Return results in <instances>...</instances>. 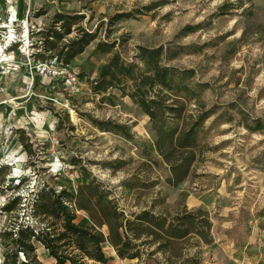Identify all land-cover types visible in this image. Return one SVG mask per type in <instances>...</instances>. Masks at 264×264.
<instances>
[{"label":"rangeland","instance_id":"374dc122","mask_svg":"<svg viewBox=\"0 0 264 264\" xmlns=\"http://www.w3.org/2000/svg\"><path fill=\"white\" fill-rule=\"evenodd\" d=\"M58 14L81 18L49 50ZM84 32L95 39L64 66L61 48ZM139 47L161 49L160 64L178 77L172 90L149 96L184 104L181 124L208 116L196 161L176 187L166 183L169 167L138 105L118 89L91 90L113 54L143 69ZM184 86L197 95L184 96ZM91 119L119 130L103 132ZM0 167V233L28 216L27 207L1 213L9 199L20 196L23 207L42 185L75 193L93 180L130 220L186 210L211 223V245L193 238L178 256L142 246L129 260L106 243L108 264H264V0H0ZM76 216L89 224L85 213ZM35 247L36 264H55Z\"/></svg>","mask_w":264,"mask_h":264},{"label":"trees","instance_id":"16d2710c","mask_svg":"<svg viewBox=\"0 0 264 264\" xmlns=\"http://www.w3.org/2000/svg\"><path fill=\"white\" fill-rule=\"evenodd\" d=\"M80 18L79 15H56V23L62 22L61 31L51 30L53 42H47L49 50L70 35V27L76 25ZM94 39L92 33L84 32L67 41L61 48L66 49L64 66H68ZM97 50L108 54L111 45L99 42ZM138 50L143 69L126 64L118 54H113L102 67L99 77L92 81L91 90L95 94H104L118 89L138 105L151 124L155 137L153 151L169 167L170 177L166 183L176 187L187 179L196 161L197 137L208 116L205 113L189 115L192 122L181 124L184 104L166 105L167 96H149L155 87L160 88L156 90L157 94L161 93L160 90H172L178 85V77L173 69L160 64L161 49L139 47ZM178 90H182L184 96L191 92L197 95L187 86ZM90 121L103 132L117 133L119 130L117 126L108 127L106 123ZM124 132L125 139L131 140L129 131ZM23 181L21 178L15 188L20 187ZM30 195L27 206L21 207V197L16 196L1 208L4 214L19 213L20 208L24 210L26 207L28 212L23 224H13L0 233V247L4 249L2 264H36L35 244L40 245L55 264H108V254L104 249L106 243L118 258L129 260L141 257L142 246H155L153 253H158L176 252L179 245L193 238L198 241L196 245L213 243L211 223L206 213L183 210L170 215L142 211L130 220L109 198L107 191L93 180L79 185L75 193L42 185ZM78 212L86 214L88 225L77 222ZM19 256L23 257V262L19 261Z\"/></svg>","mask_w":264,"mask_h":264},{"label":"bare ground","instance_id":"6f19581e","mask_svg":"<svg viewBox=\"0 0 264 264\" xmlns=\"http://www.w3.org/2000/svg\"><path fill=\"white\" fill-rule=\"evenodd\" d=\"M3 61H6V60H3Z\"/></svg>","mask_w":264,"mask_h":264}]
</instances>
